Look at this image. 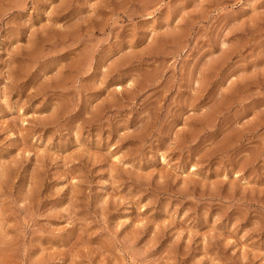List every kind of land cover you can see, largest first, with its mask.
<instances>
[{"label":"rangeland","instance_id":"1","mask_svg":"<svg viewBox=\"0 0 264 264\" xmlns=\"http://www.w3.org/2000/svg\"><path fill=\"white\" fill-rule=\"evenodd\" d=\"M0 264H264V0H0Z\"/></svg>","mask_w":264,"mask_h":264}]
</instances>
